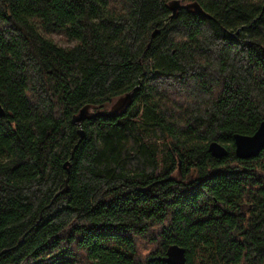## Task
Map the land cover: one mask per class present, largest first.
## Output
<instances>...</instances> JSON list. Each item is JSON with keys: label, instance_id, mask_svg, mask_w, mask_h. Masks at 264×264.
I'll list each match as a JSON object with an SVG mask.
<instances>
[{"label": "trees", "instance_id": "obj_1", "mask_svg": "<svg viewBox=\"0 0 264 264\" xmlns=\"http://www.w3.org/2000/svg\"><path fill=\"white\" fill-rule=\"evenodd\" d=\"M170 1L0 0V264H264V0Z\"/></svg>", "mask_w": 264, "mask_h": 264}, {"label": "water", "instance_id": "obj_2", "mask_svg": "<svg viewBox=\"0 0 264 264\" xmlns=\"http://www.w3.org/2000/svg\"><path fill=\"white\" fill-rule=\"evenodd\" d=\"M169 8L171 10V18L174 17L180 9L193 10L198 14L210 17L197 2L182 4L180 0H172L169 3ZM155 32H157V30L154 31V33ZM154 33L152 35H154ZM131 94L132 93H127L124 97L119 98L107 112H93L90 110L89 106H83L79 112L72 117V122L79 126V140H81L84 135L83 130L80 127L81 122L86 117H93L95 115L102 116L104 114L114 116L120 112H125L127 109V103L131 98ZM4 113L5 111L0 104V116H4ZM233 143L234 154L237 158L243 159L257 156L264 148V120L260 122L255 132L251 135L234 134ZM208 150L216 158L223 157L227 153L226 148L216 141L209 143ZM64 165L67 167L69 165V160H67ZM66 189L67 186L63 188V190ZM166 261L169 264H184L186 261L185 249L177 244H171L166 250Z\"/></svg>", "mask_w": 264, "mask_h": 264}, {"label": "rangeland", "instance_id": "obj_3", "mask_svg": "<svg viewBox=\"0 0 264 264\" xmlns=\"http://www.w3.org/2000/svg\"><path fill=\"white\" fill-rule=\"evenodd\" d=\"M53 39L63 47L72 45L71 42H67L66 40H64L60 34H54Z\"/></svg>", "mask_w": 264, "mask_h": 264}]
</instances>
